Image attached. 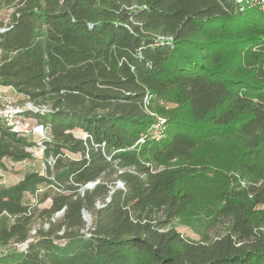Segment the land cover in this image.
I'll return each instance as SVG.
<instances>
[{
  "label": "trees",
  "instance_id": "16d2710c",
  "mask_svg": "<svg viewBox=\"0 0 264 264\" xmlns=\"http://www.w3.org/2000/svg\"><path fill=\"white\" fill-rule=\"evenodd\" d=\"M0 7L11 11L0 21V86L23 94L31 103L23 114L46 132L0 121L2 166L5 157L33 158V147L45 159L44 174L31 168L0 184V264H264L262 8L238 0ZM176 220L208 223L213 235L188 237Z\"/></svg>",
  "mask_w": 264,
  "mask_h": 264
},
{
  "label": "rangeland",
  "instance_id": "374dc122",
  "mask_svg": "<svg viewBox=\"0 0 264 264\" xmlns=\"http://www.w3.org/2000/svg\"><path fill=\"white\" fill-rule=\"evenodd\" d=\"M10 14H11L10 9H7L5 7H0V21L7 22V20L10 18ZM2 89L5 90L6 87H2ZM6 93L17 104L27 105L29 103L23 94L21 93L15 94L14 91L11 90L10 88L6 90ZM170 105L171 104H168L167 106ZM31 118L35 120V123H37L36 119H34L33 117ZM77 132L83 134L81 130H77ZM29 150L33 152V158L25 159L21 161L13 160L8 157L2 159L3 166L0 164V169L2 170V174L0 175V184L10 186L18 183L22 179L24 173L31 168H35L36 170L40 171L42 174L45 173V159L43 156V149L41 147H33V148H29ZM70 155L73 157H77L76 154H70ZM50 160H52V158ZM119 182L121 181H118L117 184ZM26 197L32 201H36L32 193H27ZM50 202H51V198H48L42 203H40L39 206L41 208L47 207L50 204ZM96 204L102 205V201H98ZM84 211L90 212L87 209H84L83 212ZM61 216L62 215H60L59 217ZM92 221H93V216H92ZM175 223H176V228L180 232L184 233L186 236L191 237L193 239H201L202 237L201 233L203 232H207L208 235H213V228H208L206 226L208 223L203 224V222H198L195 228L183 225L180 222H178V220H176ZM32 231L35 232V229H33Z\"/></svg>",
  "mask_w": 264,
  "mask_h": 264
},
{
  "label": "built area",
  "instance_id": "2783aa9c",
  "mask_svg": "<svg viewBox=\"0 0 264 264\" xmlns=\"http://www.w3.org/2000/svg\"><path fill=\"white\" fill-rule=\"evenodd\" d=\"M1 1V0H0ZM238 1H246L248 3H252L258 5L260 8L264 10V0H238ZM8 22V20H7ZM5 29V28H3ZM31 107V103L27 105L17 104L10 98L6 90L0 87V121L4 124L8 129L19 132V133H38L43 137H46V132L44 131L43 126L35 123L31 117L24 115V108ZM41 144V142H39ZM2 174V170L0 169V175Z\"/></svg>",
  "mask_w": 264,
  "mask_h": 264
},
{
  "label": "water",
  "instance_id": "95a60500",
  "mask_svg": "<svg viewBox=\"0 0 264 264\" xmlns=\"http://www.w3.org/2000/svg\"><path fill=\"white\" fill-rule=\"evenodd\" d=\"M100 182V180H96V181H92V182H89L88 184H86L85 186L82 187V193L84 194L85 190L87 189H92L94 188L98 183ZM120 187H123V182H119L116 187H113L112 190L110 191V196L111 194L117 189V188H120ZM108 197L107 198V201L111 200V197ZM102 205H99L97 204V207H101ZM64 213V210L62 211H59L55 216L56 217H59L60 215H62ZM84 214V219L86 220L87 222V226H90L92 224V215L90 212H87V211H84L83 212Z\"/></svg>",
  "mask_w": 264,
  "mask_h": 264
},
{
  "label": "crops",
  "instance_id": "0c3cea01",
  "mask_svg": "<svg viewBox=\"0 0 264 264\" xmlns=\"http://www.w3.org/2000/svg\"><path fill=\"white\" fill-rule=\"evenodd\" d=\"M7 89H9V88H6L5 90H7Z\"/></svg>",
  "mask_w": 264,
  "mask_h": 264
}]
</instances>
